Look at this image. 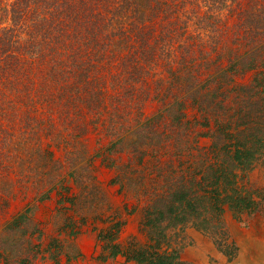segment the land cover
<instances>
[{
  "label": "trees",
  "instance_id": "trees-1",
  "mask_svg": "<svg viewBox=\"0 0 264 264\" xmlns=\"http://www.w3.org/2000/svg\"><path fill=\"white\" fill-rule=\"evenodd\" d=\"M58 152L83 189L98 159L122 189L143 186L128 176L152 161L141 195L154 243L122 249L116 224L97 234L96 258L186 264L163 248L167 231L216 232L225 207L241 213L236 180L264 154V0H0V264L43 260L32 209L11 210L31 178L38 192L67 186L49 179Z\"/></svg>",
  "mask_w": 264,
  "mask_h": 264
},
{
  "label": "rangeland",
  "instance_id": "rangeland-1",
  "mask_svg": "<svg viewBox=\"0 0 264 264\" xmlns=\"http://www.w3.org/2000/svg\"><path fill=\"white\" fill-rule=\"evenodd\" d=\"M158 108L151 103L148 115L155 114ZM198 118L197 111L189 107L185 120L192 122ZM93 139L92 136L87 142V150L91 153L99 147ZM211 143L209 137L198 139L203 149ZM106 146V142L101 144L102 148ZM57 159L64 168L53 171L44 180L49 176L55 183L65 177L67 182L64 184L67 186L54 188L49 193L46 192L49 187H46L38 192L32 186L31 178L22 196L30 203L27 206L26 200L14 203L11 210V216H14L24 212L25 208L32 209V215L40 225L39 257L43 260L37 261V264H54L48 259L54 252L60 254L62 264H65L66 258L71 259L68 264H135L120 256L110 263L99 261L96 257L101 250L97 234L119 224L121 228L116 243L122 249H144L154 243L150 241L153 236L151 231L144 225L148 198L141 195V190L155 178L151 173L153 162L146 164L149 169L142 174L128 176L130 182L141 181L143 186L122 189L113 183L119 173L104 164L100 165L98 159L95 161L96 178H82L83 189L67 177L62 152L57 153ZM114 161L115 165H121L125 158H115ZM82 164L79 162V166ZM45 171L49 172L48 168ZM236 182L240 190L238 194L243 198L241 213L225 207L216 232L207 233L192 226L171 228L167 231L163 248L177 250L186 264H264V154L255 162L252 171L239 174ZM137 190L140 191L136 193ZM45 192L48 198L31 200ZM8 221H0V235Z\"/></svg>",
  "mask_w": 264,
  "mask_h": 264
}]
</instances>
